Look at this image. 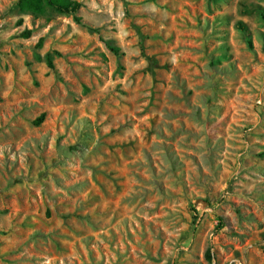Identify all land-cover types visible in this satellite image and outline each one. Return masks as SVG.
Listing matches in <instances>:
<instances>
[{"label":"rangeland","instance_id":"rangeland-1","mask_svg":"<svg viewBox=\"0 0 264 264\" xmlns=\"http://www.w3.org/2000/svg\"><path fill=\"white\" fill-rule=\"evenodd\" d=\"M16 1L0 264H264V0Z\"/></svg>","mask_w":264,"mask_h":264},{"label":"trees","instance_id":"trees-1","mask_svg":"<svg viewBox=\"0 0 264 264\" xmlns=\"http://www.w3.org/2000/svg\"><path fill=\"white\" fill-rule=\"evenodd\" d=\"M16 6L21 11H29L34 14H41L45 9L50 6L59 13H75L79 10L81 3L77 0H17ZM264 18V15H263ZM238 27L245 31L243 25L239 22ZM111 50L115 53L118 52V49L115 47H110ZM49 66H52L51 61H48ZM44 114H40L35 120V124L42 122ZM207 258H210V252H206Z\"/></svg>","mask_w":264,"mask_h":264}]
</instances>
